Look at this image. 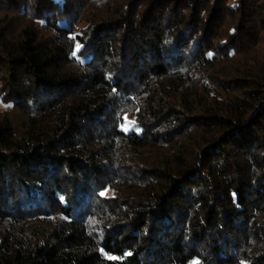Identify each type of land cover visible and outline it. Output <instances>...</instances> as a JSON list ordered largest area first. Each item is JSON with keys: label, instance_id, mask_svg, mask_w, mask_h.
Returning <instances> with one entry per match:
<instances>
[{"label": "trees", "instance_id": "16d2710c", "mask_svg": "<svg viewBox=\"0 0 264 264\" xmlns=\"http://www.w3.org/2000/svg\"><path fill=\"white\" fill-rule=\"evenodd\" d=\"M0 264H264V0H0Z\"/></svg>", "mask_w": 264, "mask_h": 264}, {"label": "rangeland", "instance_id": "374dc122", "mask_svg": "<svg viewBox=\"0 0 264 264\" xmlns=\"http://www.w3.org/2000/svg\"><path fill=\"white\" fill-rule=\"evenodd\" d=\"M134 130V132L136 133V134H140L141 133V130L140 129H138V128H133Z\"/></svg>", "mask_w": 264, "mask_h": 264}, {"label": "snow or ice", "instance_id": "6c2138e0", "mask_svg": "<svg viewBox=\"0 0 264 264\" xmlns=\"http://www.w3.org/2000/svg\"><path fill=\"white\" fill-rule=\"evenodd\" d=\"M80 47H81L80 45H77V50H79ZM76 54H77L76 52H73V55H74V56H75ZM101 195H104V193L102 192Z\"/></svg>", "mask_w": 264, "mask_h": 264}]
</instances>
